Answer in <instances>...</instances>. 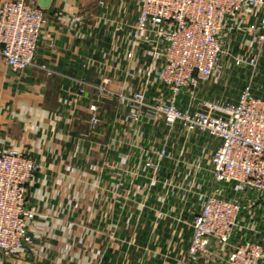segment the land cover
Instances as JSON below:
<instances>
[{"label":"crops","instance_id":"1","mask_svg":"<svg viewBox=\"0 0 264 264\" xmlns=\"http://www.w3.org/2000/svg\"><path fill=\"white\" fill-rule=\"evenodd\" d=\"M26 1L48 17L37 63L53 74L38 68L18 73L0 61V147L27 152L40 165L27 197L36 212L29 228L32 241L11 257L0 251V264H175V256L188 246L187 222L201 209L200 194L211 185L209 158L216 142L202 134L185 140L177 128L168 144L174 160L165 161L161 182L150 188L141 170L142 148L160 146L166 131L128 120L127 110H117L115 103L102 107L96 128L90 123L93 86L105 76L114 90L132 91L145 80L143 70L152 57L145 39L136 38L140 0ZM240 18L239 28L227 30L222 41L229 53L250 56L257 49L248 27L257 24L259 12L249 6ZM230 61L223 59L229 78L220 75L202 84V97L229 100L216 91H227L236 73L239 77L235 67L227 70ZM258 71L259 92L264 49ZM78 82L88 84L86 92L71 97ZM247 84L248 75L238 95ZM222 190L243 201V219L264 233V202L252 205L253 196L238 186ZM158 212L164 219L158 220ZM251 237L248 231L240 236ZM258 239L264 241V235Z\"/></svg>","mask_w":264,"mask_h":264},{"label":"built area","instance_id":"2","mask_svg":"<svg viewBox=\"0 0 264 264\" xmlns=\"http://www.w3.org/2000/svg\"><path fill=\"white\" fill-rule=\"evenodd\" d=\"M249 6L259 12L257 24L248 27L257 52L236 56L225 50L222 35L239 28L241 14ZM47 23L45 12L33 2L4 0L0 61L18 73L38 68L53 74L37 63ZM135 29L136 38L145 39L151 50L152 61L143 70L145 80L132 91L108 87V76L94 85L96 94L89 106L92 128L100 124L102 107L115 103L117 110H127L128 120L147 121L166 131L160 146L142 148L145 158L140 165L148 174L150 188L161 182L165 161L174 160L168 144L177 128L185 140L202 134L216 142L209 158L211 185L200 194L201 209L187 222L188 246L175 256V264H264V241L258 239L264 233L243 219V201L225 196L222 190L223 185L238 186L253 196L252 205L264 202V86L258 92L254 81L264 49V0H140ZM224 57L230 58L231 67L247 70V86L235 101L202 97L200 86L224 73ZM86 86L78 82L76 92L69 95L83 96ZM39 168L27 152L0 147V251L6 257L27 250L32 241L29 228L36 212L28 206L27 197ZM164 216L157 214L158 220ZM244 231L252 237L240 238Z\"/></svg>","mask_w":264,"mask_h":264},{"label":"rangeland","instance_id":"3","mask_svg":"<svg viewBox=\"0 0 264 264\" xmlns=\"http://www.w3.org/2000/svg\"><path fill=\"white\" fill-rule=\"evenodd\" d=\"M231 69H233L231 66H229L227 68L228 71L231 70ZM236 69L237 70H235V71L239 73V77H238V74L236 73V75L232 79L233 80V85L232 86H228L229 89H227V91H225L224 88H223V91H216V93L219 96L223 97V99L225 98V99H229V100L232 101V99H233L232 95L236 94V96H237L238 92L242 89V86L245 83V76L248 75L247 70L245 68H236ZM225 73L222 74L223 75L222 77H228V76H225ZM210 89L205 88L204 91H207V90H210ZM211 93H212V91L209 93V95H211ZM206 95H208V94H206Z\"/></svg>","mask_w":264,"mask_h":264}]
</instances>
